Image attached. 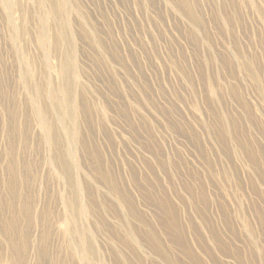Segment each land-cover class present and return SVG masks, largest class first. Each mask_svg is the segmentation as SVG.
I'll return each instance as SVG.
<instances>
[{
    "label": "rangeland",
    "instance_id": "obj_1",
    "mask_svg": "<svg viewBox=\"0 0 264 264\" xmlns=\"http://www.w3.org/2000/svg\"><path fill=\"white\" fill-rule=\"evenodd\" d=\"M9 258L264 264V0H0Z\"/></svg>",
    "mask_w": 264,
    "mask_h": 264
},
{
    "label": "bare ground",
    "instance_id": "obj_2",
    "mask_svg": "<svg viewBox=\"0 0 264 264\" xmlns=\"http://www.w3.org/2000/svg\"><path fill=\"white\" fill-rule=\"evenodd\" d=\"M65 63V62H64ZM63 70L64 71H66V65H63ZM63 77V76H62ZM67 87V86H66ZM66 92V91H65ZM62 95L64 96V97H62V99H61V103L63 102V103H67L68 102V98H69V96H68V94L67 93H63L62 92ZM61 95V96H62ZM59 101V100H58ZM35 114L38 116V117H41L43 120H45L44 119V117H43V114H42V112L41 111H39V110H36V112H35ZM68 114V113H67ZM72 118V117H71ZM65 165L66 166H68V163L65 161ZM26 181V180H25ZM26 184V183H25ZM20 186V185H19ZM76 190V189H75ZM20 192V191H19ZM69 204L70 205H75V199L73 198V197H71L70 198V200H69ZM12 224V223H11ZM9 227V226H8ZM12 228H13V226H12ZM10 229V228H9ZM15 229H16V226H15ZM20 234H23L22 232L20 233ZM15 235V234H14ZM11 243V245H12V247H13V249H15L16 247H15V241L13 242V241H11L10 242ZM161 245V244H160ZM68 248H67V250L68 251H70L71 249H74V247H73V243L69 240V242H68ZM189 249H187V251H188ZM190 252V251H189ZM191 254H192V252H191ZM194 255V254H193ZM202 261V260H201ZM5 264H16V262L15 261H13L11 258H9L8 260H7V262L5 263Z\"/></svg>",
    "mask_w": 264,
    "mask_h": 264
}]
</instances>
